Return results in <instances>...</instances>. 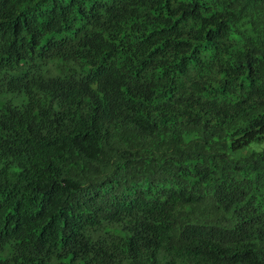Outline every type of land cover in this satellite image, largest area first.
Segmentation results:
<instances>
[{
	"label": "trees",
	"instance_id": "1",
	"mask_svg": "<svg viewBox=\"0 0 264 264\" xmlns=\"http://www.w3.org/2000/svg\"><path fill=\"white\" fill-rule=\"evenodd\" d=\"M0 264H264V0H0Z\"/></svg>",
	"mask_w": 264,
	"mask_h": 264
}]
</instances>
